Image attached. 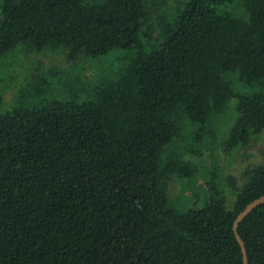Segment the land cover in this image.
Masks as SVG:
<instances>
[{"label":"trees","instance_id":"trees-1","mask_svg":"<svg viewBox=\"0 0 264 264\" xmlns=\"http://www.w3.org/2000/svg\"><path fill=\"white\" fill-rule=\"evenodd\" d=\"M19 47L111 62L70 84L30 65L5 102ZM263 132L264 0H0V264H242L264 149L184 188L211 136L229 165ZM237 231L264 264V203Z\"/></svg>","mask_w":264,"mask_h":264},{"label":"rangeland","instance_id":"rangeland-1","mask_svg":"<svg viewBox=\"0 0 264 264\" xmlns=\"http://www.w3.org/2000/svg\"><path fill=\"white\" fill-rule=\"evenodd\" d=\"M18 49V50H17ZM15 52L11 53V56H13L12 59L6 63L4 70L2 72V75L4 79L13 72L16 74V76L10 77L8 79L9 81L5 84L4 89V99L5 102L9 101L12 97V95L15 93L16 89V83L19 79L23 80L25 77H29L28 73L29 70L34 66L36 67L41 66L40 69L43 71V75H49L51 77V80L53 81H62L65 82V84H70L71 79H73V82H76V79H89L91 78L92 74L94 73V70H98L100 66V70L103 68L104 65H107L111 62L109 58H100V63L94 60L84 59L82 57L73 59V60H67L64 58L63 52H61L59 49H45L37 54L31 53L30 51H25L22 47L17 48ZM30 65H33L30 67ZM11 80V81H10ZM221 125V124H217ZM203 146L209 147V152L213 153V156L215 157V160L213 157H210L208 153L205 154L203 157L196 158L195 156H190V160L195 163V166L193 165V168L195 167V185L191 186L193 189L188 188V185L186 188H184V196L186 198L190 199L191 194L198 193L201 188H199L197 185L203 182V180L206 178L204 176L203 171H208L212 164L215 162L218 164V167L221 171V175L223 174H230L237 178L242 177V173L245 168L254 165L256 163H259L263 160L262 155L259 154L260 149H264V132L260 134L256 139L251 142V146L248 147V152L246 155L240 157L237 161L233 162L232 164H225L223 161V158L219 159V156L217 153V145L215 146V137L211 136L209 138V141L206 143H202ZM185 184H189V179L183 181ZM203 185V184H202ZM203 187V186H202ZM182 188V183L178 182L175 183L173 186V190H171L172 196H177L179 193V190ZM189 201L187 202V204Z\"/></svg>","mask_w":264,"mask_h":264},{"label":"water","instance_id":"water-1","mask_svg":"<svg viewBox=\"0 0 264 264\" xmlns=\"http://www.w3.org/2000/svg\"><path fill=\"white\" fill-rule=\"evenodd\" d=\"M264 203V194L260 195L259 197L253 199L249 203L245 205V207L236 215L235 219L232 223V229L234 232V236L239 244L241 254H242V264H248V256L245 247V243L241 238L240 234L237 231L239 223L248 215L255 207Z\"/></svg>","mask_w":264,"mask_h":264}]
</instances>
